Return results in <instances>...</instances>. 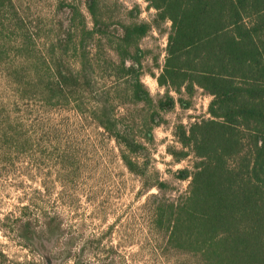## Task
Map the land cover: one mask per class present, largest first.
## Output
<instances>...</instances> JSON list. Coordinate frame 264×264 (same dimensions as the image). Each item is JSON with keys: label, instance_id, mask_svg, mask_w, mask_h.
Returning a JSON list of instances; mask_svg holds the SVG:
<instances>
[{"label": "trees", "instance_id": "1", "mask_svg": "<svg viewBox=\"0 0 264 264\" xmlns=\"http://www.w3.org/2000/svg\"><path fill=\"white\" fill-rule=\"evenodd\" d=\"M144 1L155 11L150 22L113 24L100 12V0H84L92 18L88 30L78 5L56 0L52 39L43 56L47 63L40 67L31 48L35 29L12 0H0V31L6 28L13 36L0 43V74L18 101L72 104L80 114L88 105L93 123L121 147V160L141 179L142 189L155 188L161 195L166 182L155 168L139 163L145 147L120 129L108 93L96 86L85 40L105 36L112 41L121 58L120 74L131 78L132 101L153 105L148 121L155 126L159 112L175 105L171 92L201 90L210 97L208 117L177 124L178 147L166 148L175 163L193 159L190 169L174 175L187 182L186 192L176 204L160 199L154 227L167 235L168 249L194 264H264V0ZM4 15L10 19L7 27ZM167 22L166 57L158 75L150 74L164 94L153 103L140 80L137 48ZM71 55L79 60L76 68ZM0 129L1 140L18 143L21 136L8 132L12 126Z\"/></svg>", "mask_w": 264, "mask_h": 264}, {"label": "rangeland", "instance_id": "2", "mask_svg": "<svg viewBox=\"0 0 264 264\" xmlns=\"http://www.w3.org/2000/svg\"><path fill=\"white\" fill-rule=\"evenodd\" d=\"M12 1L24 13L26 25L35 29L31 48L38 65L45 67L57 2ZM66 1L79 6L90 30L84 0ZM99 7L113 24L150 22L155 14L144 0H100ZM1 19L7 27L9 17ZM169 31L168 22L153 28L137 48L140 80L153 103L164 89L150 74L157 76L164 63ZM8 34L6 28L0 31V43L13 39ZM85 46L96 86L108 93L120 129L145 147L139 163L155 168L167 188L162 195L155 188L142 189L141 179L122 162L121 147L93 123L88 105L80 114L72 104L18 101L0 74V125L12 126L8 132L21 136L15 144L0 139V264H194L168 249L167 235L154 227L153 210L184 196L187 182L174 175L190 169L193 159L175 163L166 148L178 147L173 136L177 124L188 126L208 117L210 97L199 89L191 95L171 92L175 105L159 112L155 126L148 121L153 105L132 101L131 78L120 74L121 58L112 41L94 36ZM69 59L76 68L78 58Z\"/></svg>", "mask_w": 264, "mask_h": 264}]
</instances>
